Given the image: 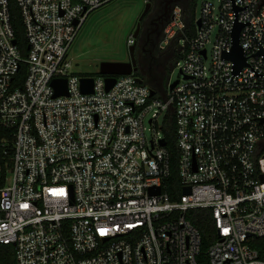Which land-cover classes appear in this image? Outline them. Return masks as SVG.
Wrapping results in <instances>:
<instances>
[{"label": "built area", "instance_id": "2783aa9c", "mask_svg": "<svg viewBox=\"0 0 264 264\" xmlns=\"http://www.w3.org/2000/svg\"><path fill=\"white\" fill-rule=\"evenodd\" d=\"M16 1L26 57L0 0V245L13 247L15 264H264L253 246L264 237V0H204L193 22L175 3L160 49L175 46L181 75L153 96L136 72L110 90L100 72H74L75 39L114 0ZM237 25L239 72L227 57ZM83 78L94 79L92 93ZM57 79L67 95L55 96ZM171 115L178 201L164 190L171 155L160 144ZM200 209L214 221L206 261L186 216Z\"/></svg>", "mask_w": 264, "mask_h": 264}, {"label": "rangeland", "instance_id": "374dc122", "mask_svg": "<svg viewBox=\"0 0 264 264\" xmlns=\"http://www.w3.org/2000/svg\"><path fill=\"white\" fill-rule=\"evenodd\" d=\"M188 8L189 0H180ZM204 0H197L196 17L201 14ZM218 5L220 0H207ZM149 2H151L149 0ZM153 3V2H151ZM147 6L146 0H114L100 9L92 12L75 39L69 56L73 62L74 72L79 75H96L100 72L103 62H128L130 61V47L128 41L132 38L137 29V23L142 17ZM135 40V39H134ZM136 42V41H135ZM144 40L139 41L142 45ZM211 50V45L208 47ZM175 46H172L163 54L172 55L175 53ZM142 58L141 51L136 54ZM181 60V59H176ZM169 69L164 79V88L170 76L171 82L180 78V69ZM144 64V63H142ZM163 88V89H164ZM145 121L146 134L148 138L153 137L152 126L149 118ZM164 121V116L160 118Z\"/></svg>", "mask_w": 264, "mask_h": 264}, {"label": "trees", "instance_id": "16d2710c", "mask_svg": "<svg viewBox=\"0 0 264 264\" xmlns=\"http://www.w3.org/2000/svg\"><path fill=\"white\" fill-rule=\"evenodd\" d=\"M151 2H156V0H150ZM178 3L182 4L188 14L189 19L193 22L196 18V8L197 0H189L188 8L182 3V1L177 0ZM10 11L12 16V24L16 34L17 45L21 49L24 57L28 54V41L26 38L22 17L20 9L18 7L16 0H9ZM171 57V64L166 68H160L158 62L153 64V75L154 78L151 79L148 76L147 67L145 65L139 66L136 76L143 80L144 84H148L153 90H162L164 88V79L167 76L168 70L172 69L174 62L179 57L173 53L172 55H165L164 57ZM27 75L26 65H22L18 76L16 77V82L19 86L22 85ZM166 126L164 129V137L166 139V148L169 150L171 155V174L165 182V192H167L173 201H178L183 194L182 184L179 176V158L180 153L176 144V125L173 115L166 117ZM1 153V152H0ZM4 165V162L1 161ZM6 173V168L3 169ZM187 218L198 228L202 235V254L200 256L201 261H206V252L209 246L214 240V221L212 213L210 210L200 209L192 210L187 213ZM253 246L259 251L260 258L264 261V237L257 238L253 241ZM0 264H15L14 249L11 245H0Z\"/></svg>", "mask_w": 264, "mask_h": 264}, {"label": "water", "instance_id": "95a60500", "mask_svg": "<svg viewBox=\"0 0 264 264\" xmlns=\"http://www.w3.org/2000/svg\"><path fill=\"white\" fill-rule=\"evenodd\" d=\"M151 6H152V3L148 1L146 9L142 17H144L147 13H149ZM198 24L200 26V21H198ZM240 31H241V25H237L233 33L234 48H233L232 53L227 56L228 58L235 61L237 72H239L246 65V57L244 56V51L240 45V40H239ZM139 34H140V24L137 27L136 32L133 35L135 41L138 39ZM16 42L17 41L15 40L14 43ZM129 52H130V61L128 62H103L101 64L100 74L107 76L106 77L107 90L112 89V87L116 84L117 79L115 76L131 75L132 73L138 71L139 64H138V59L136 55V42L130 46ZM203 53L205 54V51ZM138 82L143 83V80L141 78H138ZM177 83H178L177 81L173 83L170 88L173 89ZM52 85L54 86L56 90V94H55L56 97L68 94L66 79L54 80ZM93 88H94V79L92 78L82 79V90L84 93H92ZM154 94H155V90L152 89L151 95L153 96ZM160 144L162 146H166L167 144L166 139H162L160 141ZM151 192L152 194H159L161 192V189L152 190ZM190 193H191V187H185L184 194L188 195Z\"/></svg>", "mask_w": 264, "mask_h": 264}, {"label": "flooded vegetation", "instance_id": "af4514ba", "mask_svg": "<svg viewBox=\"0 0 264 264\" xmlns=\"http://www.w3.org/2000/svg\"><path fill=\"white\" fill-rule=\"evenodd\" d=\"M177 0H156L152 3L149 13L140 18L137 27L140 24V34L136 40V54L141 51L142 58L138 59L139 66L147 67L148 76L153 79V64L158 62L160 68L166 69L171 64V57H164V52L160 49V41L163 37L164 30L170 19L171 12ZM143 41L139 45V41ZM144 63V64H142Z\"/></svg>", "mask_w": 264, "mask_h": 264}]
</instances>
